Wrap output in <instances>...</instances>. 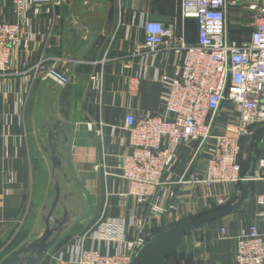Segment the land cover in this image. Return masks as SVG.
Wrapping results in <instances>:
<instances>
[{"label": "crops", "instance_id": "1", "mask_svg": "<svg viewBox=\"0 0 264 264\" xmlns=\"http://www.w3.org/2000/svg\"><path fill=\"white\" fill-rule=\"evenodd\" d=\"M38 7L22 19L11 0L0 1V20L18 21L24 30L13 56L21 67L41 58H63L70 80L61 86L53 80L29 82L23 76L0 74V262L10 250L6 246L9 239L26 224L41 188L30 144L38 124L58 125L49 128L48 135H71L70 165L85 202L73 226L76 229L53 245L41 264H55V257L67 252L89 230L87 245L112 253L139 236L134 224L137 219L144 221L142 235L149 240L164 226L239 199L246 182L216 185L211 190L176 183L186 169L194 142L180 147L174 171L164 176L166 187L175 192L164 213L154 209L158 195L147 204H138L133 197L121 195L127 190L124 179L105 174L119 170L130 153L126 115L162 114L160 77L173 72L184 58L183 53L166 47L148 53L144 23L174 24L177 36L188 43L197 42V22L183 16L182 0H65L41 2ZM229 20L231 36L239 42L249 40L254 14L233 6ZM89 38L90 44L83 49ZM96 73L103 74L102 89L92 80ZM89 124L94 125L92 130ZM250 139L243 142L244 175ZM261 149L252 195L242 208L206 225L203 242L199 241L201 235L185 233L179 249L163 264H235L239 231L257 225L264 234V141ZM195 171L203 174L202 161Z\"/></svg>", "mask_w": 264, "mask_h": 264}, {"label": "built area", "instance_id": "2", "mask_svg": "<svg viewBox=\"0 0 264 264\" xmlns=\"http://www.w3.org/2000/svg\"><path fill=\"white\" fill-rule=\"evenodd\" d=\"M11 1L23 19L27 12L38 11L41 2L65 0ZM233 6L254 14V29L247 41L239 42L231 36L229 11ZM182 14L197 22L195 43L177 36L174 24L151 20L144 23L148 53L166 47L183 53L184 58L173 72L160 77L164 87L162 114L146 113L140 118L126 115L124 129L130 153L124 156L119 170L105 171L126 181L127 190L121 194L124 198L133 197L138 204H147L158 195L154 209L160 213L175 196L166 187L164 176L174 171L182 145L194 142L195 148L177 184L203 185L211 190L216 185L247 182L241 160L243 142L264 126V0H182ZM23 37L20 22L0 20V74L23 76L29 82L53 80L61 86L68 84L70 75L63 58H41L20 66L13 54ZM92 80L96 88L102 89V73L92 75ZM93 126L88 125L91 130ZM201 161L202 175L195 171ZM160 189L162 193L158 194ZM134 224L139 236L125 242L122 250L104 253L88 246L89 230L67 252H60L55 264H131L147 241L142 235L144 221L137 219ZM222 231L225 235L226 230ZM236 241L235 264H264V234L257 225L242 228Z\"/></svg>", "mask_w": 264, "mask_h": 264}, {"label": "water", "instance_id": "3", "mask_svg": "<svg viewBox=\"0 0 264 264\" xmlns=\"http://www.w3.org/2000/svg\"><path fill=\"white\" fill-rule=\"evenodd\" d=\"M91 42V38L87 41L83 49ZM58 125H55L57 128ZM264 141V126L257 128L251 134L250 149L246 160L245 171L248 181L244 185L243 193L239 199L230 205L218 211L210 212L204 216L186 219L180 221L170 227L164 226L156 235L150 237L143 247L135 255L131 264H163L169 255L174 254L180 247L182 237L185 233L192 232L197 237L201 235L199 241H204L203 229L210 222L217 220L223 216L240 210L244 202L252 195L254 177L261 157V144ZM53 156L51 160L54 164V171L57 167H62V159L56 154L53 148ZM61 199V187L59 181H56V197L51 208L45 217V230L43 233L32 241H27L19 248L12 251L4 257L0 264H41L49 249L61 238L68 230L69 226L76 221L69 217L67 209L64 211L63 218H55L53 220L55 227H52V216Z\"/></svg>", "mask_w": 264, "mask_h": 264}, {"label": "rangeland", "instance_id": "4", "mask_svg": "<svg viewBox=\"0 0 264 264\" xmlns=\"http://www.w3.org/2000/svg\"><path fill=\"white\" fill-rule=\"evenodd\" d=\"M49 128L51 130L55 129V123L38 124L35 133L30 135L33 162L37 171L36 176L38 175L41 182V188H39V193L37 191L38 194H35V201L28 211L26 224L21 228L22 230H19L15 234L14 239L18 240V242L15 245H13L14 242H11L7 247L10 250L8 249L9 251L5 253L3 258L27 241H32L43 233L45 230V217L56 197V181L60 183L61 199L52 216V227H55L53 222L55 218H63L65 209L68 210L71 220H74V216H76L77 221L80 217L79 214H82L85 206L83 191L77 187L70 165L71 135H54L53 137V135H48ZM50 136H52V140ZM65 139H67L66 144ZM53 147L56 149V154L62 159V167L55 168V171L51 160V157L54 155ZM76 221L69 226L60 239L66 233H71L73 229H76L74 228ZM52 248L49 249L48 253Z\"/></svg>", "mask_w": 264, "mask_h": 264}, {"label": "trees", "instance_id": "5", "mask_svg": "<svg viewBox=\"0 0 264 264\" xmlns=\"http://www.w3.org/2000/svg\"><path fill=\"white\" fill-rule=\"evenodd\" d=\"M243 169H244V166H243ZM231 204V202H229L228 204H226V205H223V206H219V207H217L216 209H214L213 211H211V212H214V211H218V210H220V209H223L224 207H226V206H228V205H230ZM208 213H210V212H203V213H201V214H199V215H197L196 217L194 216L193 218H198V217H201V216H204V215H206V214H208ZM14 244L13 245H15V243L16 242H18V240H16V239H14ZM12 242V243H13Z\"/></svg>", "mask_w": 264, "mask_h": 264}, {"label": "flooded vegetation", "instance_id": "6", "mask_svg": "<svg viewBox=\"0 0 264 264\" xmlns=\"http://www.w3.org/2000/svg\"><path fill=\"white\" fill-rule=\"evenodd\" d=\"M51 137H52V136H51ZM53 137H54V135H53ZM52 139H53V138H52ZM52 139H51V140H52ZM53 148H54V147H53Z\"/></svg>", "mask_w": 264, "mask_h": 264}]
</instances>
